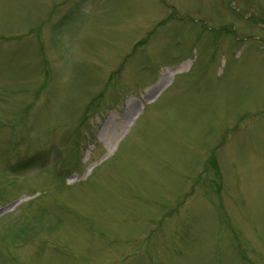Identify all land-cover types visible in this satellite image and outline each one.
I'll use <instances>...</instances> for the list:
<instances>
[{
  "label": "rangeland",
  "instance_id": "1",
  "mask_svg": "<svg viewBox=\"0 0 264 264\" xmlns=\"http://www.w3.org/2000/svg\"><path fill=\"white\" fill-rule=\"evenodd\" d=\"M0 264H264V0H0Z\"/></svg>",
  "mask_w": 264,
  "mask_h": 264
},
{
  "label": "trees",
  "instance_id": "2",
  "mask_svg": "<svg viewBox=\"0 0 264 264\" xmlns=\"http://www.w3.org/2000/svg\"><path fill=\"white\" fill-rule=\"evenodd\" d=\"M16 169V168H15Z\"/></svg>",
  "mask_w": 264,
  "mask_h": 264
}]
</instances>
